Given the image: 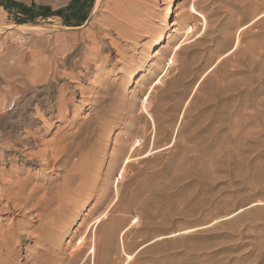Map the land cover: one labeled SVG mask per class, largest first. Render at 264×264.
<instances>
[{
    "label": "rangeland",
    "instance_id": "rangeland-1",
    "mask_svg": "<svg viewBox=\"0 0 264 264\" xmlns=\"http://www.w3.org/2000/svg\"><path fill=\"white\" fill-rule=\"evenodd\" d=\"M71 2L0 0V135L14 146L40 130L33 152L64 149L94 191L56 219L63 236L43 264H74L100 217L78 264H264V23L252 28L264 0H89L53 15ZM64 96L73 107L50 128L33 121L58 115ZM7 153L0 170L62 189V164ZM0 178V190L13 180ZM17 213L0 221L31 214L37 226V213ZM33 245L16 264L43 260Z\"/></svg>",
    "mask_w": 264,
    "mask_h": 264
},
{
    "label": "bare ground",
    "instance_id": "bare-ground-1",
    "mask_svg": "<svg viewBox=\"0 0 264 264\" xmlns=\"http://www.w3.org/2000/svg\"><path fill=\"white\" fill-rule=\"evenodd\" d=\"M100 1L102 0H97V3H99ZM169 12H170L169 13V18H170V16L172 15V10L170 9ZM252 21H253L252 28L261 27L260 24L262 22L264 23V13L260 16L259 14H257ZM257 24L259 25L257 26ZM249 31L250 29L247 30L245 33ZM244 35L245 34H242L241 32L239 38L243 39L245 37ZM166 38L167 36L162 37L160 41L157 42L156 44L160 45L164 43ZM113 46L114 45H112V47ZM90 65L92 66V64ZM89 70L90 68H87L86 73H89ZM76 91H78V89ZM61 100L62 101L60 102L61 104L59 106L58 115L54 116L52 114L51 116L49 117L47 116L48 118H46L45 114L42 115L38 111L37 117H34L33 121L43 123L44 126L42 129L44 130L50 128L49 123L52 122L54 118L63 117L66 113H68V108L73 107V105L66 98V96L61 98ZM13 103L14 101L12 102V104ZM44 113L47 112L44 111ZM39 132L40 130H36L35 132L27 131L25 136L22 138V140L17 142L14 146L13 145L10 146V144H8V142L5 141L6 137L0 135V162L5 161L6 157L8 156L7 152L9 151H12L14 153V159L15 158L19 160L21 159V161H23L25 164L34 166L35 168L39 166L42 169V171H48V169L51 167L54 161V165L62 164V166L64 167V172L66 171L65 175L63 176L64 185L62 189L60 188L61 192H59L60 189L57 192H54V190H51L53 188H48V186L52 183V180L51 179L46 180L36 176L33 170H26L23 167L16 171L11 170V172H4L0 170L1 175L2 173H6L7 175H11V177L13 178V180L11 181L6 180L5 183L1 184L2 190H0L1 191L0 202L5 201L6 205H4V207L0 210V215L2 214V212H5L9 216H12L17 212L18 213L20 212L21 215L24 212L37 213L35 216V218L37 219V226H34L33 224L34 221L32 220L31 214L25 215V220L23 222L18 221L16 218L15 219L12 218L13 220H11L10 224H8V222L5 221L6 219L4 221H0V264H16V260L20 257L19 256L20 250L18 248L22 246V241L24 240L33 242L34 243L33 246H35V248H37L39 251L40 249H42L43 251L46 252L42 257L43 258L42 261H41V256H38L33 261V264H43L44 257L47 255V252L51 251V249L48 248L50 246L54 247V245L52 244L54 243L53 241H59V236H61L60 238H62L63 236L64 231L62 232L61 229L58 230L59 226L57 220L61 219L62 224H64L65 217L68 215V213H70V210H72V208L74 207L77 208L78 205L81 203V201L86 199L84 194L85 193L87 194V191H89L90 194H93L94 192L93 190L89 189L90 182L88 181V176H87L88 170L85 169L83 164L81 163L72 164L71 155L70 154L67 155L64 149H59L54 147V151H52L54 153V157L52 156L53 157L52 159L46 158L50 145L47 147V149L43 151L33 152V149L35 147H38L42 142V138L38 136ZM52 144L55 145V142ZM128 153L129 152H127V154ZM107 176L109 177L111 176V174H107ZM78 178L81 180V184L75 185V180H77ZM102 184L107 187L109 185L106 182H103ZM104 195H105L104 192L98 195L97 200L99 203L102 201V199L106 198ZM54 205H56L55 208ZM100 219L102 218L100 217ZM99 220L97 221L95 220L96 225L92 226L91 228H88L87 232L84 234L83 239H81L82 241L79 244L80 251L72 256L74 264L79 263L80 257L82 256L83 251L88 243V236H89L88 233L91 231L92 228H97V226L100 225L102 222H104L105 219L101 221ZM31 229H34L35 232L31 233L28 231ZM95 247L96 245L94 244V249L92 250L93 253ZM53 257L59 259L56 255H53ZM57 259L56 260L51 259L44 264H52L53 261H58Z\"/></svg>",
    "mask_w": 264,
    "mask_h": 264
},
{
    "label": "trees",
    "instance_id": "trees-1",
    "mask_svg": "<svg viewBox=\"0 0 264 264\" xmlns=\"http://www.w3.org/2000/svg\"><path fill=\"white\" fill-rule=\"evenodd\" d=\"M88 2H89V0H72V2L67 7L55 11L53 13V15L66 18V14H74L77 11V9H78L77 7L79 5L86 6V5H88ZM12 4L14 6L19 7V8H22V11L30 12L33 15L37 12H38V14L41 13L40 7H36V6L26 7L25 5H21L18 3H12Z\"/></svg>",
    "mask_w": 264,
    "mask_h": 264
}]
</instances>
